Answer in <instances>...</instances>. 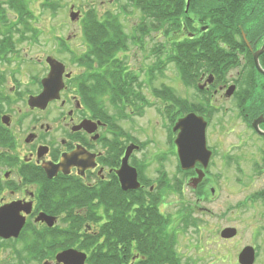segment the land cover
Masks as SVG:
<instances>
[{"label": "flooded vegetation", "instance_id": "flooded-vegetation-1", "mask_svg": "<svg viewBox=\"0 0 264 264\" xmlns=\"http://www.w3.org/2000/svg\"><path fill=\"white\" fill-rule=\"evenodd\" d=\"M207 17L201 14L190 24L198 29L197 39L212 30V45L197 50L191 65L195 71L190 78H182L184 84L192 86L198 102L190 108L187 99L172 102L173 94L166 87L165 98L157 97L162 104L160 109L157 101H150L145 108H155L169 148L161 147L151 157L141 158L143 165L150 162L154 166L148 179L142 177L140 159L136 157L140 156L142 145L125 143L128 137L106 105L91 101L87 94L84 98L81 72L67 71L64 66V85L58 98L43 109L28 104L30 97L41 92L42 78L23 81L13 77L16 71L8 72L9 77L0 72V215L5 212V226L13 229L19 225L16 236L0 234V264H79L82 257L81 264H93L109 254L108 233L118 224L134 229L118 239L121 264H140L151 259L140 248L141 228L146 225L140 221L141 208L160 217L162 236L167 238L172 219L163 208L169 206L167 197L173 192L183 196V223L196 229L203 226L204 217L227 216L235 220L241 217L237 216L240 208L257 202V215L249 218L258 226L251 240L264 241V135L260 133H264V122L257 128L252 124L259 117L264 118V75L256 69L253 56L264 44V30L249 36L242 29L233 33L226 25L212 29ZM214 17L219 20V13ZM185 33L186 38H194L189 28ZM157 38L168 49L182 40L177 32L162 36L153 31L145 36L144 43L153 42L154 48ZM85 50L88 52L89 48ZM128 56L127 50L118 55L122 61ZM91 58L89 55L88 59ZM170 58L171 55L165 54V66ZM257 58L264 71V50ZM129 59L133 61L125 62L126 70L134 71L138 62L133 56ZM157 64L158 61H153L149 70L162 66ZM67 73L69 78L65 76ZM134 74L132 84L136 89L133 87L135 94L131 97L149 101L143 89H138L141 83L137 73ZM21 85H26L22 91ZM121 99L123 106L129 107L128 115L136 112L125 102L129 99L126 95L122 94ZM192 112L205 121V149L191 167L182 168L174 143L178 130L173 127L179 118ZM221 115L240 118L244 126L224 128L218 124ZM128 146L135 147L126 161L127 172L135 173L138 186L124 189L117 171ZM168 157L175 159L172 170ZM48 171L54 174L49 177ZM232 194H244V198L221 207L220 198H230ZM142 199L148 205L142 206ZM227 228L235 229V235L222 238L220 233ZM213 235L229 242L240 233L238 227L226 225ZM152 239L150 242L154 244ZM245 246L254 248L255 264L259 256L257 246L252 243ZM238 254L233 264H239Z\"/></svg>", "mask_w": 264, "mask_h": 264}, {"label": "rangeland", "instance_id": "rangeland-1", "mask_svg": "<svg viewBox=\"0 0 264 264\" xmlns=\"http://www.w3.org/2000/svg\"><path fill=\"white\" fill-rule=\"evenodd\" d=\"M54 4L53 10L51 7H42V1L31 0L29 2L28 9L33 12L34 17L26 19V24L12 23L15 18V13L6 3L7 0H0L1 9L5 13V17H0V31L3 27L12 25V30L9 34L8 43L11 46L9 53L0 52V72L6 73L10 71L15 72L13 77L23 81H28L31 78H43L47 74V67L45 64V57L51 56L58 61L62 62L67 71L73 73H80L83 75L85 67L78 62V57L85 49L83 36L81 32L80 20L84 10L92 8L99 14L105 11L114 12L122 26L125 33L134 35L136 26L140 23L142 15L140 11L135 8L128 0H51ZM189 6V5H188ZM72 7V9H71ZM78 12L77 20L71 21L70 12ZM253 18L259 22V17L262 19V26H264V0L256 2L253 7ZM7 19V24L4 26L3 22ZM260 23V22H259ZM13 27H16L15 29ZM18 29L20 31H18ZM261 29V28H260ZM2 36V35H1ZM2 37H0L1 39ZM161 38L156 39V44H160ZM153 42L146 41L145 46L140 47L133 44L131 41L127 42L126 50L129 52V56L123 63L130 64L133 59L129 57L133 56L138 64L134 65V71L139 76V82L143 93L149 101H157L156 92H163V90L169 89L173 94L172 102H178L177 99H187L188 106L192 103L198 102L196 92L192 89V86L184 84L180 73L175 63H168L160 69L149 70L148 66L153 61H162L164 55L159 57L158 54L152 55ZM125 50V51H126ZM158 65V64H157ZM131 69L132 66H129ZM21 73V74H20ZM151 77V78H150ZM14 83V82H13ZM10 84L8 83V86ZM26 85H21L20 90ZM134 89L136 85L133 84ZM166 89V91H167ZM161 90V91H159ZM105 108L116 116V123H118L125 131L128 139L125 143L138 142L142 145L140 156L136 154V157L140 159V173L143 178H151L154 171V166L150 162L145 163L141 158L151 157L155 151L159 148H168L164 139V132L160 129V121L158 115H156L155 108L145 109L141 116L125 115L126 118H121L118 114L120 106H123L121 98H118L119 105H113L110 103V97L104 96ZM233 100L236 102L233 98ZM230 103H226L229 105ZM157 108L160 109L161 103L157 101ZM183 109H185L184 102H182ZM18 107L22 105L17 104ZM118 106V107H117ZM135 108L134 105H132ZM194 107V106H193ZM156 108V109H157ZM176 108V107H174ZM128 113V108H126ZM157 109V110H158ZM193 109V108H191ZM124 111V109H123ZM122 114V112L120 113ZM120 117V118H119ZM119 118V119H118ZM28 124V123H24ZM218 124L222 127L242 128L244 123L240 121V118L228 119L227 117H220ZM26 126V125H25ZM157 153V152H156ZM154 157V156H153ZM152 157V159H153ZM175 159L168 157V164L171 165V170L174 168ZM170 169V168H169ZM249 192L245 191V195ZM244 194H232L230 198H220L219 203L221 207L233 204L236 201L244 198ZM169 206L164 207V212L170 214L172 229L169 233L173 234V248L175 256L178 258L179 264H233L235 255L245 245H251L255 247L259 256L257 257L255 264H264V241L251 240V236L258 226L249 221L252 215H257L255 207H259L258 203H247L245 209L240 208L237 219L223 216L221 219H213L207 217L203 218L204 224L202 227L196 229L193 226H188L183 223L184 208H183V196L180 193H172L167 197ZM255 198H251L253 201ZM253 218V217H252ZM260 221V220H259ZM233 225L239 228V237L234 238L229 242H225L215 238L213 233L226 226ZM216 228V229H215ZM263 237V236H261ZM219 238V237H218ZM171 239V238H170ZM171 243V240H170ZM258 244V245H257Z\"/></svg>", "mask_w": 264, "mask_h": 264}, {"label": "trees", "instance_id": "trees-1", "mask_svg": "<svg viewBox=\"0 0 264 264\" xmlns=\"http://www.w3.org/2000/svg\"><path fill=\"white\" fill-rule=\"evenodd\" d=\"M31 0H7L2 4H7L11 10L15 13V20L10 24L16 22L21 25L26 24V19L34 17L29 7ZM42 1V7L53 10L54 4L51 0ZM135 8H137L142 18L140 23L134 30V35L125 33L118 16L112 11H105L102 14L89 8L84 10L80 20V28L83 36V41L89 51L86 50L78 57V62L85 67L83 71V80L80 84L84 98L87 95L91 97V101L104 105V96L110 97V103L113 105H119L118 98L123 94L126 95L125 102L135 107L140 103H146L145 100H133L132 94H135L133 90L132 80L135 77L133 71H127L124 61L118 57L120 52L125 51L127 42L131 41L133 44L143 47L145 45V36H149L153 31L156 34H162L165 36L170 31L177 32L182 36V40L179 43H174L172 49H168L165 43L156 44L152 50L159 57L171 55L172 58L167 59L166 63H175L178 72L181 77L188 79L191 77V72L195 71L191 68V65L196 60V53L200 47L212 45L210 39L212 38V30L205 34V36L197 39L198 29L190 24L191 21H195L201 14H205L207 21L213 25L212 29L218 28L217 26L226 25L228 30L238 34L240 29L244 33L255 36L264 30L262 26V19L259 17V22L253 18V7L256 2L260 0H189V6L186 8V0H128ZM203 2V3H202ZM1 5V2H0ZM219 13L220 19H216L214 15ZM0 17H5V13L0 6ZM7 19L4 20V26L7 24ZM187 21V22H186ZM185 23H187L185 25ZM12 25L3 27L0 31L2 38L0 39V52L3 50H10L8 43L9 34L12 30ZM14 29L16 27H13ZM192 30L194 38H186V29ZM261 28V29H260ZM219 29V28H218ZM18 31H20L18 29ZM205 41V42H204ZM89 55L92 58L89 60ZM164 59V58H163ZM96 65H94V62ZM163 61V60H162ZM158 61V65L155 69H160L165 66ZM161 91V90H159ZM140 93V92H137ZM156 96L165 98V90L163 92H156ZM87 94V95H86ZM89 101V99L87 100ZM120 102V100H119ZM118 107V106H117ZM126 112V107L122 106L121 111ZM113 119V118H112ZM142 206L148 205L145 201H141ZM141 222L146 223L145 227L141 228V252L145 253L151 259L140 261V264H179L178 258L175 256L173 248L174 240L173 234L162 236L161 220L160 217L154 216L153 213L145 212L141 208L140 213ZM144 226V225H142ZM132 227H123L118 224L109 231L108 237L111 241L109 243V254L103 259H98L93 264H121L118 258V243L122 234L126 235L133 232ZM113 231V232H112ZM154 238L155 242L152 244ZM169 238H171V243ZM119 239V240H118ZM118 240V241H117ZM149 241V242H148Z\"/></svg>", "mask_w": 264, "mask_h": 264}, {"label": "water", "instance_id": "water-1", "mask_svg": "<svg viewBox=\"0 0 264 264\" xmlns=\"http://www.w3.org/2000/svg\"><path fill=\"white\" fill-rule=\"evenodd\" d=\"M189 0L186 2V10L188 8ZM72 9V7H71ZM79 13L71 11L69 14L70 20H77ZM264 50V44L262 48L253 54L254 62L256 69L264 75V71L260 68L258 63V55ZM45 62L48 65V73L41 80L42 90L41 92L35 96L30 97L28 100V104L32 107L45 108L47 103L53 99L58 98V93L63 87V73H64V65L58 60L54 59L51 56H47L45 58ZM66 77H69V74H66ZM260 122H264V118L259 117L254 120L253 127L258 126ZM204 129H205V121L195 115L194 113H189L186 116L179 118L173 130H178L177 136L175 138V146L176 153L179 159L180 165L182 168H189L193 165V163L202 155V149H205V141H204ZM264 135V133L260 132ZM135 146H128L126 149V154L124 156L123 164L121 169L118 172L119 179L124 187V189L128 187L135 188L138 186V183L135 181V173L131 170V172H127V158L129 153L132 151ZM52 174L48 171V176L51 177ZM5 212L1 213L0 222V234H13L16 236L19 230V225L15 228L7 227L3 224V216ZM235 235V229L227 228L222 230L220 236L222 238H231ZM67 253V252H65ZM64 253V254H65ZM72 252H68L70 254ZM254 249L251 246H245L238 254V263L239 264H253L254 262ZM83 261V257L80 259L81 264Z\"/></svg>", "mask_w": 264, "mask_h": 264}]
</instances>
